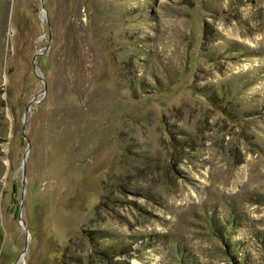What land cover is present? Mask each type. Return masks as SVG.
<instances>
[{
	"label": "rangeland",
	"instance_id": "rangeland-1",
	"mask_svg": "<svg viewBox=\"0 0 264 264\" xmlns=\"http://www.w3.org/2000/svg\"><path fill=\"white\" fill-rule=\"evenodd\" d=\"M0 264H264V0H0Z\"/></svg>",
	"mask_w": 264,
	"mask_h": 264
},
{
	"label": "water",
	"instance_id": "water-1",
	"mask_svg": "<svg viewBox=\"0 0 264 264\" xmlns=\"http://www.w3.org/2000/svg\"><path fill=\"white\" fill-rule=\"evenodd\" d=\"M41 5H42V2H41ZM25 122H26V120H23V125H22L23 130H24ZM25 157H26V155H24V157H23V164L25 163V159H26ZM23 174H24V170H23ZM23 180H24V176L22 177V183H23Z\"/></svg>",
	"mask_w": 264,
	"mask_h": 264
}]
</instances>
